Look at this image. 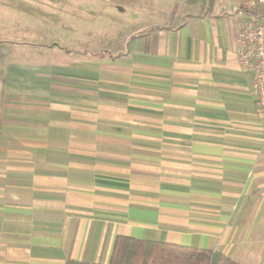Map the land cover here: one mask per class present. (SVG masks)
I'll return each instance as SVG.
<instances>
[{
	"label": "crops",
	"instance_id": "obj_1",
	"mask_svg": "<svg viewBox=\"0 0 264 264\" xmlns=\"http://www.w3.org/2000/svg\"><path fill=\"white\" fill-rule=\"evenodd\" d=\"M162 3L98 49L0 38V264H108L118 236L264 264V115L235 44L263 8Z\"/></svg>",
	"mask_w": 264,
	"mask_h": 264
},
{
	"label": "rangeland",
	"instance_id": "obj_2",
	"mask_svg": "<svg viewBox=\"0 0 264 264\" xmlns=\"http://www.w3.org/2000/svg\"><path fill=\"white\" fill-rule=\"evenodd\" d=\"M163 0H0V38L83 51L110 45ZM38 41V42H35ZM40 41V43H39Z\"/></svg>",
	"mask_w": 264,
	"mask_h": 264
},
{
	"label": "trees",
	"instance_id": "obj_3",
	"mask_svg": "<svg viewBox=\"0 0 264 264\" xmlns=\"http://www.w3.org/2000/svg\"><path fill=\"white\" fill-rule=\"evenodd\" d=\"M105 54H101L103 56ZM67 264H98L69 261ZM108 264H238L219 252L118 236Z\"/></svg>",
	"mask_w": 264,
	"mask_h": 264
},
{
	"label": "built area",
	"instance_id": "obj_4",
	"mask_svg": "<svg viewBox=\"0 0 264 264\" xmlns=\"http://www.w3.org/2000/svg\"><path fill=\"white\" fill-rule=\"evenodd\" d=\"M247 9L262 7L251 17L236 37V51L241 67L252 77L251 93L260 114L264 115V0H245Z\"/></svg>",
	"mask_w": 264,
	"mask_h": 264
}]
</instances>
